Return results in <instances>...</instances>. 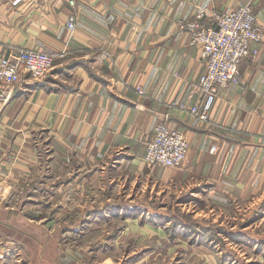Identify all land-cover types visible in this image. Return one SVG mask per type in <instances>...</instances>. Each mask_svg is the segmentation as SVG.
I'll return each mask as SVG.
<instances>
[{
    "label": "crops",
    "instance_id": "0c3cea01",
    "mask_svg": "<svg viewBox=\"0 0 264 264\" xmlns=\"http://www.w3.org/2000/svg\"><path fill=\"white\" fill-rule=\"evenodd\" d=\"M74 1L0 0V57L54 54L42 79L24 71L16 84L0 79V264L31 263L27 244L42 241L27 223L49 235L65 226L83 239L91 214L147 210L157 183L193 223L222 227L225 245L239 233L236 241L264 248V0ZM245 2L261 28L259 52L240 62L210 119L199 121L179 107L199 101L204 70L201 46L180 21L198 5L225 11ZM71 13L73 33L65 25ZM160 119L189 142L180 167L144 161ZM37 197L49 198V218L37 217ZM20 214L24 228L13 222Z\"/></svg>",
    "mask_w": 264,
    "mask_h": 264
},
{
    "label": "rangeland",
    "instance_id": "374dc122",
    "mask_svg": "<svg viewBox=\"0 0 264 264\" xmlns=\"http://www.w3.org/2000/svg\"><path fill=\"white\" fill-rule=\"evenodd\" d=\"M49 71L38 78L30 76L33 79H42ZM22 78L21 72V79L18 82ZM18 82L8 83L16 84ZM155 186H157L155 197L153 201L146 200L145 204L148 208L143 210L142 213L140 210L134 209L135 211L132 214H125L124 217L113 213L105 217L102 214H91L90 218L93 221L86 228L83 239H80L81 234L67 230L65 226H62L60 230L58 224H55V226L57 225L56 231L49 235L50 233L45 230V227L39 228L41 226L39 225L40 223L36 226L27 223V227L32 231L30 233H33L37 240L42 241V243L38 244L33 242L32 244H27V255L31 258V263H29L257 264L258 259L264 262L263 246H258V242L249 245L247 244L249 242L236 241L238 239L237 235H241L239 233L228 237L225 245L223 228L213 225L209 218H203L199 224L195 223L197 227L195 231L191 229L193 224L185 225L180 222L176 225L169 221L167 219L169 215H176L183 221L185 219L184 214L187 212L177 206L170 207L172 202L175 203V195H171L168 199L163 198L162 187L158 186V183ZM37 198H39L37 200L40 203H43V205H39L41 209L37 217L43 218V220L49 218L51 213L49 198ZM167 202L169 206H163ZM197 206H202L201 202H197ZM207 211L208 213L212 211L217 213L215 208ZM188 212H190V209ZM21 216V214L18 217L15 216L17 222H13L24 228L26 222L29 221H26ZM58 217L64 218V216ZM78 218L77 215H74L72 222H75ZM61 223L62 221H60ZM213 227L215 229H212ZM114 231L116 232L114 240H112L113 237L111 236ZM209 232L212 235L207 238L206 236H208L207 233ZM253 235L258 237L257 232ZM104 239L105 241H102ZM99 241L105 242V245H100ZM27 242L29 241L26 239ZM244 244L247 246H244Z\"/></svg>",
    "mask_w": 264,
    "mask_h": 264
},
{
    "label": "built area",
    "instance_id": "2783aa9c",
    "mask_svg": "<svg viewBox=\"0 0 264 264\" xmlns=\"http://www.w3.org/2000/svg\"><path fill=\"white\" fill-rule=\"evenodd\" d=\"M21 0H11L16 5ZM74 4V0H70ZM77 16L71 13L65 22L70 33L77 27ZM180 27L189 33L190 41L201 46L204 70L201 73L197 90L201 97L195 104L182 101L179 107L199 121L210 119V112L219 91L238 73L239 64L246 58H254L258 43L262 38L261 28L250 2L235 8L220 11L198 5L193 14L180 21ZM54 54L43 49H19L0 57V79L15 83L26 71L32 77L43 76L53 67ZM142 93V89L138 88ZM189 142L183 131L169 125L166 119L155 122L152 136L144 155L147 165L158 164L166 167L183 165Z\"/></svg>",
    "mask_w": 264,
    "mask_h": 264
},
{
    "label": "trees",
    "instance_id": "16d2710c",
    "mask_svg": "<svg viewBox=\"0 0 264 264\" xmlns=\"http://www.w3.org/2000/svg\"><path fill=\"white\" fill-rule=\"evenodd\" d=\"M169 217L171 218V221L174 224H176V225H178V223H180V222L182 224V222L185 221L186 222L185 225L193 224L192 225L193 228H191L193 231H195V229L197 228L196 225H195V223L192 222L193 221V218H192V215H191L190 212H187V213L184 214V218L185 219H183V221L180 220V218L176 217V215H171V216L169 215ZM186 218H188V219H186Z\"/></svg>",
    "mask_w": 264,
    "mask_h": 264
}]
</instances>
